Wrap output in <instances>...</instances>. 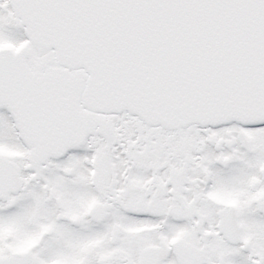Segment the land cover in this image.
<instances>
[{
	"label": "snow or ice",
	"instance_id": "snow-or-ice-1",
	"mask_svg": "<svg viewBox=\"0 0 264 264\" xmlns=\"http://www.w3.org/2000/svg\"><path fill=\"white\" fill-rule=\"evenodd\" d=\"M0 264H264V0H0Z\"/></svg>",
	"mask_w": 264,
	"mask_h": 264
}]
</instances>
